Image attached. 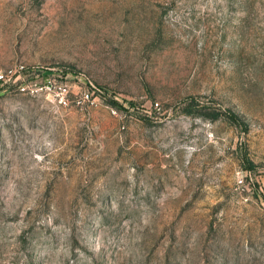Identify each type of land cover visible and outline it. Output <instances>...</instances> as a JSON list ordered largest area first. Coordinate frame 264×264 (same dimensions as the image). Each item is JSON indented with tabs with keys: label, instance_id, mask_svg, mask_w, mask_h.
Here are the masks:
<instances>
[{
	"label": "rangeland",
	"instance_id": "374dc122",
	"mask_svg": "<svg viewBox=\"0 0 264 264\" xmlns=\"http://www.w3.org/2000/svg\"><path fill=\"white\" fill-rule=\"evenodd\" d=\"M18 64L0 264H264V0H0Z\"/></svg>",
	"mask_w": 264,
	"mask_h": 264
},
{
	"label": "built area",
	"instance_id": "2783aa9c",
	"mask_svg": "<svg viewBox=\"0 0 264 264\" xmlns=\"http://www.w3.org/2000/svg\"><path fill=\"white\" fill-rule=\"evenodd\" d=\"M24 70V66L22 64L15 65L14 67H9L4 70H0V82L3 80H6L7 78H10L12 75H14V78H17L20 73H22ZM18 72L17 74H15ZM23 89L24 86H21Z\"/></svg>",
	"mask_w": 264,
	"mask_h": 264
},
{
	"label": "trees",
	"instance_id": "16d2710c",
	"mask_svg": "<svg viewBox=\"0 0 264 264\" xmlns=\"http://www.w3.org/2000/svg\"><path fill=\"white\" fill-rule=\"evenodd\" d=\"M225 115L231 122H234L235 124H242L245 126V123L240 117L232 110L229 108L224 109V110H219L216 112L215 117Z\"/></svg>",
	"mask_w": 264,
	"mask_h": 264
}]
</instances>
